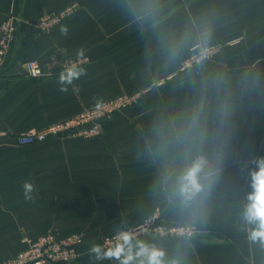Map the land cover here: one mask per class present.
Instances as JSON below:
<instances>
[{"label": "crops", "instance_id": "0c3cea01", "mask_svg": "<svg viewBox=\"0 0 264 264\" xmlns=\"http://www.w3.org/2000/svg\"><path fill=\"white\" fill-rule=\"evenodd\" d=\"M72 4L52 31L35 28ZM13 11L18 30L0 78V261L22 250L26 236L77 232L83 241L69 264H119L89 249L159 211L167 223L197 229L193 238L142 239L164 251L165 264H264V243L249 238L254 226L243 219L250 161L264 157V0H0V24ZM212 43L223 44L215 61L178 72L193 46ZM79 55L87 74L61 92L59 75ZM31 58L41 78L18 70ZM147 88L136 106L103 123L100 136L17 142L100 100ZM198 157L215 177L185 202L177 180ZM25 181L35 186L32 201Z\"/></svg>", "mask_w": 264, "mask_h": 264}, {"label": "built area", "instance_id": "2783aa9c", "mask_svg": "<svg viewBox=\"0 0 264 264\" xmlns=\"http://www.w3.org/2000/svg\"><path fill=\"white\" fill-rule=\"evenodd\" d=\"M77 8L76 4L69 5L58 11H51L44 14L36 23L35 28L50 32L70 16ZM19 18L13 11L0 24V78L7 66L11 56L12 47L16 39ZM232 40L229 44H234ZM223 48L222 43L195 45L190 52L181 60L178 72H188L207 66L215 61L217 55ZM87 61L86 57L75 56L67 60L69 66L79 65ZM28 75L32 78H41L44 75L42 65L37 58H31L23 63ZM175 74H170L156 82L155 86L162 87ZM144 92L133 94L121 93L116 96L100 100L90 106L84 107L76 114L65 119L49 124L44 128H35L29 132L19 134V144H32L42 142L51 136L77 135L85 138L100 136L103 133V123L111 119L115 114L136 106ZM121 231L132 232L136 240L145 237L167 238H193L197 235V229L190 224L167 223L162 219L159 211H155L138 224L129 226ZM121 231L106 235L102 245L105 247L115 243L114 237ZM83 241L81 233H71L66 236H58L54 233H45L36 238L24 237L26 246L17 252L0 261V264H69L79 254V246Z\"/></svg>", "mask_w": 264, "mask_h": 264}, {"label": "clouds", "instance_id": "9594fccd", "mask_svg": "<svg viewBox=\"0 0 264 264\" xmlns=\"http://www.w3.org/2000/svg\"><path fill=\"white\" fill-rule=\"evenodd\" d=\"M63 35H67V27L60 29ZM86 69L73 64L66 67L59 75L60 91L67 92L68 85L74 80L86 75ZM254 165L250 169L252 192L248 195L249 203L243 212V219L247 224L253 225L249 232V238L253 241L264 243V157L254 158L250 161ZM207 162L204 158L198 157L178 177L177 195L185 202L190 201L204 192L211 184L215 173L211 170L205 171ZM23 195L25 200H34L33 193L35 186L25 181L23 184ZM132 232L121 231L115 237V243L105 247L99 243L93 244L89 249L96 260L119 261V264H165L162 249L149 245L142 240H136Z\"/></svg>", "mask_w": 264, "mask_h": 264}, {"label": "water", "instance_id": "95a60500", "mask_svg": "<svg viewBox=\"0 0 264 264\" xmlns=\"http://www.w3.org/2000/svg\"><path fill=\"white\" fill-rule=\"evenodd\" d=\"M18 70H20L21 72L27 73L26 69L21 65L18 66Z\"/></svg>", "mask_w": 264, "mask_h": 264}]
</instances>
